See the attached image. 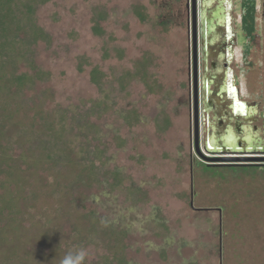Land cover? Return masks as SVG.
<instances>
[{
	"label": "rangeland",
	"instance_id": "374dc122",
	"mask_svg": "<svg viewBox=\"0 0 264 264\" xmlns=\"http://www.w3.org/2000/svg\"><path fill=\"white\" fill-rule=\"evenodd\" d=\"M179 5L44 0L18 17L24 58L0 87V264L75 248L85 264H264V167L197 163L190 177L187 34L166 17Z\"/></svg>",
	"mask_w": 264,
	"mask_h": 264
},
{
	"label": "flooded vegetation",
	"instance_id": "af4514ba",
	"mask_svg": "<svg viewBox=\"0 0 264 264\" xmlns=\"http://www.w3.org/2000/svg\"><path fill=\"white\" fill-rule=\"evenodd\" d=\"M175 1L181 6L166 17H174L187 34L188 90L183 103L189 120L190 177L194 164L215 166L193 158L191 153L195 151L192 31L196 40L200 152L217 153L223 146L227 148L230 137L236 141V149L264 157V0ZM249 166L264 164L239 167ZM190 186L192 195L191 181Z\"/></svg>",
	"mask_w": 264,
	"mask_h": 264
},
{
	"label": "trees",
	"instance_id": "16d2710c",
	"mask_svg": "<svg viewBox=\"0 0 264 264\" xmlns=\"http://www.w3.org/2000/svg\"><path fill=\"white\" fill-rule=\"evenodd\" d=\"M42 1L44 0H22L19 6H16L14 4V0H0V56L3 59V61L0 60V87L4 92L7 91L10 86H13V82L16 80L13 78L11 70L13 61L24 58L22 53L23 45H21V48L18 49L19 51H17V53H13L11 51L12 44L16 43L13 30L25 31L22 26L23 23L18 19V17L24 14L28 15L29 13H32L33 9H35L36 6L39 5V2ZM31 30V34L39 36L37 34H39L40 31L37 33L34 28ZM17 81L19 84H27L31 83L32 78L28 76H21L17 79ZM4 118H7L10 121L11 113L5 114Z\"/></svg>",
	"mask_w": 264,
	"mask_h": 264
},
{
	"label": "water",
	"instance_id": "95a60500",
	"mask_svg": "<svg viewBox=\"0 0 264 264\" xmlns=\"http://www.w3.org/2000/svg\"><path fill=\"white\" fill-rule=\"evenodd\" d=\"M192 47L190 48V65L192 73V84H193V136H194V149L199 158L203 159L205 162L215 165V166H247L264 164V157L253 156V153L246 152L245 150L236 149V141L227 138L228 144H225L227 148L223 146V149L219 150L217 153H210L208 151L200 152L198 148V101H197V69H196V40L195 32L192 31L191 35ZM230 143V144H229ZM239 154H245L244 157L237 156ZM192 199V196H191ZM192 207V200L190 201Z\"/></svg>",
	"mask_w": 264,
	"mask_h": 264
},
{
	"label": "clouds",
	"instance_id": "9594fccd",
	"mask_svg": "<svg viewBox=\"0 0 264 264\" xmlns=\"http://www.w3.org/2000/svg\"><path fill=\"white\" fill-rule=\"evenodd\" d=\"M88 250L85 248H75L66 252L59 260V264H85Z\"/></svg>",
	"mask_w": 264,
	"mask_h": 264
}]
</instances>
